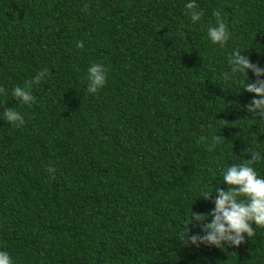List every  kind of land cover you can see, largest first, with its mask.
Masks as SVG:
<instances>
[{
	"label": "trees",
	"instance_id": "obj_1",
	"mask_svg": "<svg viewBox=\"0 0 264 264\" xmlns=\"http://www.w3.org/2000/svg\"><path fill=\"white\" fill-rule=\"evenodd\" d=\"M189 2L0 0V251L13 264H264V228L223 249L181 239L245 149L264 155V119L246 109L259 97L228 62L239 50L264 68V0H196L197 22ZM93 63L108 69L97 93ZM45 68L34 103L12 96ZM253 167L264 177V159Z\"/></svg>",
	"mask_w": 264,
	"mask_h": 264
},
{
	"label": "clouds",
	"instance_id": "obj_2",
	"mask_svg": "<svg viewBox=\"0 0 264 264\" xmlns=\"http://www.w3.org/2000/svg\"><path fill=\"white\" fill-rule=\"evenodd\" d=\"M185 8L187 10L186 14L190 16L193 22L200 21L204 15L196 4V0H190ZM213 15L216 17V26L208 28V37L212 43L223 47L230 38V32L227 24L221 19L220 12L214 11ZM76 47L83 48L84 42H77ZM241 53L239 50H234L229 57L228 62L231 65V73H242L244 75L243 89L255 94V97H259L258 99L253 98L246 105V109L253 115L264 119V79H260L261 76H264V68H261L258 63L251 62L248 56ZM249 70L255 75V82L249 81ZM51 75L49 69H42L32 81L26 82L25 86H16L12 90V96L23 105L34 103L36 98L31 91L32 85L39 84ZM107 76L108 69L103 64L93 63L88 68V92L97 93L102 89L106 85ZM225 76L231 79L228 73H225ZM0 94H6L5 89L0 88ZM3 116L14 127L24 126L23 115L12 107H5ZM221 140H224V138L217 134L214 135L208 151H213L216 144ZM245 151L251 158L245 159L242 164L228 167L224 172L223 183H226L229 187L227 190H222L220 187L215 189L217 195L214 201V209L206 214L192 211L193 214L186 224V231L181 237L184 244L191 243L197 247L203 244L221 249L226 244L239 246L244 242L245 234L247 238H251L255 235L257 227L264 228V177H260L253 167L257 162L264 159V155L250 148L245 149ZM201 196L206 200L212 199V194ZM209 217H211V222H207ZM194 222H199L203 234L189 235L188 226L194 224ZM0 264H13L6 251H0Z\"/></svg>",
	"mask_w": 264,
	"mask_h": 264
}]
</instances>
